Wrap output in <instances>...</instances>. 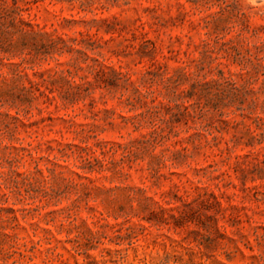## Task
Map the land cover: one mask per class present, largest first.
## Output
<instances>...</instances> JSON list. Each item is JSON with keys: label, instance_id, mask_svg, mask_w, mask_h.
Wrapping results in <instances>:
<instances>
[{"label": "rangeland", "instance_id": "1", "mask_svg": "<svg viewBox=\"0 0 264 264\" xmlns=\"http://www.w3.org/2000/svg\"><path fill=\"white\" fill-rule=\"evenodd\" d=\"M0 264H264V0H0Z\"/></svg>", "mask_w": 264, "mask_h": 264}]
</instances>
